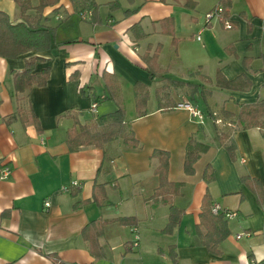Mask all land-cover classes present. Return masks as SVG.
Wrapping results in <instances>:
<instances>
[{
    "label": "crops",
    "instance_id": "0c3cea01",
    "mask_svg": "<svg viewBox=\"0 0 264 264\" xmlns=\"http://www.w3.org/2000/svg\"><path fill=\"white\" fill-rule=\"evenodd\" d=\"M29 1L32 7L39 3ZM77 1L57 0L42 11V25L55 29L56 49L0 57V169H10L0 179V264H264V199L260 204L252 183L260 184L264 197V128L235 122L240 106L264 98V0H193V8L186 0H94L98 24L79 17L87 9L74 7ZM218 5L232 28L223 21L205 23V14ZM0 11L12 24L22 22L13 0H0ZM156 52L162 77L151 80L143 57ZM34 56L43 61L33 73L48 70L46 84L14 92L13 73ZM218 70L226 80L244 74L251 87L229 92L206 83ZM166 78L196 84L198 94L171 87L167 95L176 107L160 108L156 90ZM114 79L117 92L106 87ZM136 83L148 90L143 116L135 109ZM201 91L209 94L206 104ZM108 92L117 93V100H95ZM117 101L139 148L118 138L70 151L71 116L93 125L115 112ZM186 103L206 114L202 123L179 106ZM189 138L207 146L192 175L183 169ZM154 150L169 153L167 179L182 184L172 197L182 217L171 234L162 233L168 206L150 199L159 184ZM208 167L209 183L203 178ZM206 193L212 204L237 214L224 218L229 235L218 255L195 237ZM122 218L134 222L123 224Z\"/></svg>",
    "mask_w": 264,
    "mask_h": 264
},
{
    "label": "trees",
    "instance_id": "16d2710c",
    "mask_svg": "<svg viewBox=\"0 0 264 264\" xmlns=\"http://www.w3.org/2000/svg\"><path fill=\"white\" fill-rule=\"evenodd\" d=\"M18 6L22 22L12 24L9 21L8 16L0 11V57L6 59H14L19 55L25 54L30 51L45 52L48 50H54L58 47V43L55 40V29L42 25L43 17L42 11L44 7L48 5H54L57 0H39L36 7H32L29 0H13ZM73 6L81 10L91 11V21L94 24H98V6L94 0H79L73 2ZM186 7L193 8V0H186ZM34 10L35 15L33 17L28 16L26 13L29 10ZM264 28V20H263ZM136 26L132 27L135 31ZM144 35L140 34L136 39H142ZM262 46L264 48V38L262 40ZM264 61V54L261 55ZM143 61L146 64V71L149 74L151 80L156 77H162L161 71H159L156 65L157 52L152 56L146 55L143 57ZM43 58L34 56L25 63V68L20 72L13 73V87L16 93H25L29 91L33 86L41 87L46 84L48 77V70H43L40 73H33L34 65L42 62ZM244 66L246 65L247 58L243 59ZM206 83H213L216 88L229 91V92H242L251 87L250 81L244 74H241L233 80H226L221 72L218 70L214 79L205 78ZM111 84L115 86V92L118 91V84L114 79L112 82H106V87L109 88ZM187 86L191 95L198 94V85L189 84L182 81L171 80L166 78V83L156 90V98L160 105V108L172 109L176 107V104L168 97L167 91L169 88ZM105 94L102 98L95 99H115L117 100V93ZM82 95L85 94L84 89H80ZM134 104L138 116L145 114L144 109L148 101V90L146 86L141 83H136L133 87ZM208 93L201 91L199 93L201 101L206 104ZM208 110V108H207ZM209 113L207 115H211ZM227 117H233L229 113L223 112ZM74 121V126L67 131L66 144L70 151L77 150L80 146H94L97 148L103 147L105 144L115 140L122 139L123 143L129 148H139L140 143L135 138L134 133L130 130V126L125 122V109L120 101H117V110L113 113L100 117L96 124L83 125L76 117L71 116ZM264 117V98L255 102L254 104L242 105L239 107V112L235 118L236 124L241 128L262 127L264 128V121L260 122V119ZM207 146L195 142L192 138H189L184 155L183 169L185 174L192 175L193 165L198 160L201 153L205 152ZM228 152L231 156L234 153V147L228 146ZM152 159L158 160V165L155 168V175L158 177V187L152 194L150 199L160 198L161 202L168 206L169 214L168 221L162 233L171 234L174 228H176L182 217V211L179 210L172 202V197L179 194V190L182 187L181 183H172L167 179L168 160L169 153L162 150H154L151 154ZM204 180L209 183L213 180V173L211 168H207L203 174ZM244 183H248L247 177H242ZM254 184L253 191L258 198L259 203L263 201V189L256 181H252ZM213 204L211 202L209 194H205L202 199L201 212L199 214V224L196 226L195 237L199 245L205 247L210 253L218 255L220 253L219 246L229 235L227 221L222 215H214L211 211ZM123 224H133L132 218H122L119 220ZM93 245V243H91ZM173 250V249H171ZM170 250V257L173 262H176V257ZM54 264H60L55 261Z\"/></svg>",
    "mask_w": 264,
    "mask_h": 264
},
{
    "label": "built area",
    "instance_id": "2783aa9c",
    "mask_svg": "<svg viewBox=\"0 0 264 264\" xmlns=\"http://www.w3.org/2000/svg\"><path fill=\"white\" fill-rule=\"evenodd\" d=\"M223 13H224V8L221 5L215 6L213 9H211L210 11H208L205 14V23L208 24V23H210L213 20H217V21H220V22L223 21L224 22V27L226 29L232 28L230 22L227 21V20H224ZM79 17L81 19H83V20L90 19L91 18V11L90 10L83 11V12H81L79 14ZM197 39H199V37H197ZM95 106H96L95 104L92 106V110L95 109ZM179 106L186 108L188 110L191 118L194 119L198 123H202L203 120L206 118V114L202 110H200L197 106H193V105H190L188 103L180 104ZM211 116L216 118L217 114L216 113H212ZM220 121L221 120L217 117L215 122L219 123ZM9 174H10L9 167H3V168L0 169V179L6 178ZM45 206L48 207L49 203L46 202ZM211 211H212V213L214 215H219L220 214L226 219L234 218L237 215L236 212L230 211V210H227V209H222L217 204H213V206L211 208ZM240 237H241V235H237V238H240ZM133 246H137V243H134Z\"/></svg>",
    "mask_w": 264,
    "mask_h": 264
},
{
    "label": "rangeland",
    "instance_id": "374dc122",
    "mask_svg": "<svg viewBox=\"0 0 264 264\" xmlns=\"http://www.w3.org/2000/svg\"><path fill=\"white\" fill-rule=\"evenodd\" d=\"M213 21H214V20H213ZM215 21H217V20H215ZM211 22H212V21H211ZM220 122H221V121H220ZM220 122H219V123H220Z\"/></svg>",
    "mask_w": 264,
    "mask_h": 264
}]
</instances>
